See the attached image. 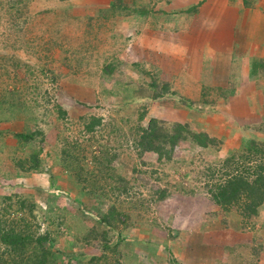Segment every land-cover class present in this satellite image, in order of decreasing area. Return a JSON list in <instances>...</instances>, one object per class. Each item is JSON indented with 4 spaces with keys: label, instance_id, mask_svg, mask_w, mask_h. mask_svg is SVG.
Returning <instances> with one entry per match:
<instances>
[{
    "label": "rangeland",
    "instance_id": "rangeland-1",
    "mask_svg": "<svg viewBox=\"0 0 264 264\" xmlns=\"http://www.w3.org/2000/svg\"><path fill=\"white\" fill-rule=\"evenodd\" d=\"M209 1L0 0V264H264L209 195L264 142V0Z\"/></svg>",
    "mask_w": 264,
    "mask_h": 264
},
{
    "label": "trees",
    "instance_id": "trees-1",
    "mask_svg": "<svg viewBox=\"0 0 264 264\" xmlns=\"http://www.w3.org/2000/svg\"><path fill=\"white\" fill-rule=\"evenodd\" d=\"M150 125L153 128L156 121L152 120ZM183 128L178 125L174 129L172 138L175 141L183 138L185 132H189L193 141L199 146L208 147L216 144V139L209 137L205 132H190ZM16 136L23 141L33 138L31 133H18ZM156 138L160 137L156 135ZM144 147L151 149L150 145ZM243 150L221 162V179L212 185L209 195L213 202L222 209L236 208L240 215L249 217L256 215L259 207L264 203V142L252 139L248 147ZM6 228L0 229V239L5 244L14 246V251L17 252L18 247L15 245L24 244L25 238L28 237L17 232L13 223ZM10 257L12 258L11 255Z\"/></svg>",
    "mask_w": 264,
    "mask_h": 264
},
{
    "label": "crops",
    "instance_id": "crops-1",
    "mask_svg": "<svg viewBox=\"0 0 264 264\" xmlns=\"http://www.w3.org/2000/svg\"><path fill=\"white\" fill-rule=\"evenodd\" d=\"M202 1H203V0H202ZM209 2H210V3H213L214 0H211V1H209ZM209 2H208L207 5H211ZM232 2H234V0H225V1H221V2H219L218 6H217V9H218V7H220V5L222 6V8H224V7L226 6V4L230 7L229 3L232 4ZM215 6H216V5H214V7L212 8L213 10H216V7H215ZM229 12L232 14V16H235V12H234L232 9H230ZM235 19H236V18H235ZM238 21H239V19H238ZM236 23H237V22H236ZM236 23H235V24H236ZM235 26H236V25H234V24H231V25L229 26V29H230L229 31H230V33H232L233 28H234ZM230 40H232L231 43L233 42V44H234L235 41H236V39H235L233 36H230ZM239 40L241 41V39H239ZM243 40H244V39H243ZM243 40H242V41H243ZM246 42H248L247 39L244 40L242 44H246ZM244 52H247V51H246V47H242V48L240 49V53H238V56L243 57L242 54H243ZM241 53H242V54H241ZM233 59H234V58H232L229 62H232ZM224 82H225V81H224ZM207 134H208L209 137H211V134H209L208 132H207Z\"/></svg>",
    "mask_w": 264,
    "mask_h": 264
}]
</instances>
